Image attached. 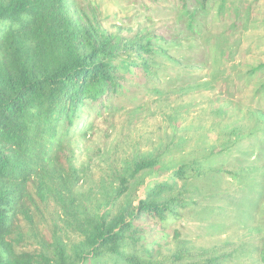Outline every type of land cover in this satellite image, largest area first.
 <instances>
[{"label": "trees", "instance_id": "16d2710c", "mask_svg": "<svg viewBox=\"0 0 264 264\" xmlns=\"http://www.w3.org/2000/svg\"><path fill=\"white\" fill-rule=\"evenodd\" d=\"M179 1L177 24L186 31V48L202 51L201 58L193 62L212 69L220 59L233 60L227 50L235 43L229 31L249 16L248 1L191 0L193 9L188 8L189 0ZM70 2L0 0V264H84L108 254L127 264H176L183 256L167 255L162 249L168 227L180 220L192 181L200 186V180L210 181L223 172L205 163L222 150L181 156L172 137L154 157L136 162L130 175L117 171L116 187L91 195L80 191L88 170L78 164L71 142L73 134L81 132L79 138L86 137L81 113L86 101L92 106L102 103L100 108L111 113L117 108L107 104V99L128 93L137 98L140 91L135 86L153 83L155 57L166 56L167 62L179 64L172 54L179 50L173 47L177 37L170 35L169 23L149 31L147 39L108 33L98 19L87 27L78 25L70 13ZM238 2L245 4L242 10L236 7ZM225 19L228 25L216 31L215 23ZM160 79L158 74V83ZM154 88L159 95L169 93L166 83ZM177 151L179 161L166 169L172 160H163L172 159ZM156 170L169 172L162 183L154 182L158 191L168 188L170 181L180 184L179 191L159 198L147 193L136 203L129 200L131 183L143 172ZM94 195L99 196L89 211L85 202ZM49 199L74 215L75 224L65 223L80 241L70 254L69 245L59 237L47 242L49 250L44 251L26 249L25 240L17 234L19 218L28 217L29 206H45ZM259 260L264 264V234Z\"/></svg>", "mask_w": 264, "mask_h": 264}, {"label": "rangeland", "instance_id": "374dc122", "mask_svg": "<svg viewBox=\"0 0 264 264\" xmlns=\"http://www.w3.org/2000/svg\"><path fill=\"white\" fill-rule=\"evenodd\" d=\"M247 1L249 16L241 18L238 28L228 32L230 40L235 42L227 48L232 52L233 60L220 59L221 62L212 69L193 62L196 57L201 58L202 51L194 46L186 48V31L177 24L179 0L70 2V13L78 25L87 27L98 19L100 27L108 33L124 35L128 39H147L149 31L169 23L170 35L177 37L173 47L179 50L172 54L179 64L167 62L166 56L155 57L153 83L147 87L135 86L140 91L137 98L128 93L126 97L118 95L115 99H107V104L117 108L111 113L100 108L102 103L92 106L86 101L81 110L87 128L82 134L86 133V137L79 138L81 132L73 134L71 142L78 164L88 170L80 191L91 195L106 193L112 186L116 187L117 171L124 176L130 175L136 162L154 157L172 141V137H175L174 145L183 153L181 156L222 150L221 154H214L203 162L207 167L221 168L223 172L214 175L210 181L200 180V186L192 181L184 196L187 206L181 210L180 220L168 227V239L162 242V249L167 255L183 256L176 264H196L198 261L201 264H261L264 68L257 67L264 64V0ZM244 6L242 2L236 4L240 10ZM193 7L189 0L188 8ZM229 22L228 19L216 22L214 28L220 31ZM158 74L161 77L159 83ZM164 80L169 91L166 96L159 95L154 88L162 87ZM129 84L134 86L133 82ZM92 121L95 124L89 126ZM178 154L179 151L172 154V159L163 160L165 163L172 160L166 169L176 165L180 158ZM168 177L169 172L165 170L143 172L131 183L129 200L136 203L147 193H155L156 198L175 194L179 191V183L174 185L170 181L168 188L163 186L161 191L154 183L158 180L162 183ZM98 196L85 202L86 209L93 210ZM73 218L72 212H65L49 199L45 206H29L28 217L19 218L17 234L25 240L26 249L40 247L44 251L49 250L47 242L54 236L59 237L69 245L70 254L71 247L80 241L78 233L65 223L75 224ZM84 264L127 263L108 254L90 258Z\"/></svg>", "mask_w": 264, "mask_h": 264}]
</instances>
